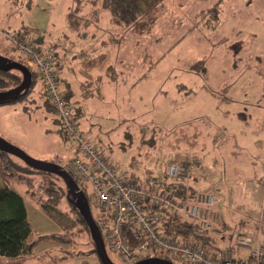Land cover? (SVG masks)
<instances>
[{
  "label": "rangeland",
  "instance_id": "1",
  "mask_svg": "<svg viewBox=\"0 0 264 264\" xmlns=\"http://www.w3.org/2000/svg\"><path fill=\"white\" fill-rule=\"evenodd\" d=\"M163 2L153 31L146 35H125L108 11L100 8L101 0H79L78 12L71 9L74 14L69 23L79 31L104 30L117 37L113 63L123 66L114 83L100 92L102 97L89 101L76 124L111 166L139 184L162 178L170 162L193 163L186 184L195 192L214 195V203L206 208L217 227H224V214L231 217L252 210L260 219L259 207L264 203V0ZM69 5L71 0H0V56L21 59L4 33H22L30 39L40 35L49 43L58 42L61 34H72L73 28L62 15ZM40 90L36 78L24 97L0 103V137L35 159L63 165L73 149L54 108L39 97ZM207 134H212L210 142ZM232 140L238 151L233 156L239 157L234 170L220 160L228 157L223 152L232 150ZM250 163L253 175L248 174ZM25 169L31 185L13 186L24 197L31 227L45 242L34 248L37 257L0 254V264H101L90 251L91 235L70 209L63 179L52 176L48 184L41 174ZM238 185L252 190L236 195ZM44 186L53 189L49 196ZM245 196L250 197V210L243 211L240 205ZM90 210L96 217V208ZM228 220L232 226L227 227L234 228ZM262 227L264 237V223ZM228 245L220 249L227 251ZM106 251L115 264H122L116 253Z\"/></svg>",
  "mask_w": 264,
  "mask_h": 264
},
{
  "label": "built area",
  "instance_id": "2",
  "mask_svg": "<svg viewBox=\"0 0 264 264\" xmlns=\"http://www.w3.org/2000/svg\"><path fill=\"white\" fill-rule=\"evenodd\" d=\"M4 35L14 49L27 55L28 64L38 69L45 98L52 104L58 125L76 152L62 167L85 191L90 209L96 208L93 219L106 250L116 253L122 264H132L155 254L181 264H264V243L249 232L234 230L227 251L211 250L190 235L168 232L166 224L171 217L178 216L192 223L198 232L222 236L223 230L210 222L206 208L214 203V195L192 192L188 197L179 198L159 179L139 184L134 177L120 174L72 120L74 107L65 89L57 83L52 45L35 46L22 33ZM194 167L193 163L170 162L166 175L172 179L187 178ZM241 246L248 248V255L232 256L231 249Z\"/></svg>",
  "mask_w": 264,
  "mask_h": 264
},
{
  "label": "trees",
  "instance_id": "3",
  "mask_svg": "<svg viewBox=\"0 0 264 264\" xmlns=\"http://www.w3.org/2000/svg\"><path fill=\"white\" fill-rule=\"evenodd\" d=\"M78 1L79 0H71V5L69 6L66 15L68 24L72 28H76V27L70 25L69 17L71 16V14H74V12H78V10L77 11L75 10ZM163 5H164L163 0H101L100 8L108 11V15L111 16L110 19L112 20L113 24L118 28H120L123 31V33L125 31L124 33L125 35L126 34L130 35L131 33L136 35H146L149 34L150 31L151 32L153 31V26L160 14ZM79 7L82 6L80 5ZM71 9H74L73 13L72 12L70 13ZM76 15L78 16V13ZM40 40H42L40 37L33 39L29 38V42L35 46H38L39 44L41 46L43 44H50L56 50L54 42L49 43V42H45L44 40L42 41L43 42L42 43ZM14 50L18 52L17 54L21 57L19 61L21 63L26 64L31 72L30 87L37 78L38 81L40 82V85L42 86L41 90L39 91V97L41 96L42 99H44V101L52 105L45 98L44 86H43L44 84L40 74L38 73V69L36 68V66L34 65L32 66L28 64L26 54L19 52L16 49ZM56 52L58 53V51L57 50L55 51V55H56L55 57H57ZM56 62H58L57 58H56ZM56 70H57V83L60 88L64 89L63 86L61 85L60 73L57 66H56ZM21 80H22V74L18 70L15 69H11L9 71L0 70V91L16 86L17 84L20 83ZM29 91L30 88L25 93H18L12 96H8L4 98L0 103L11 102L21 99L26 94H28ZM66 95H67V91H66ZM39 102L42 104V100L40 98H39ZM73 107L74 110L72 114V120L77 121L79 113L78 111H76V106L73 105ZM61 131L63 132L62 129ZM80 132L82 133L81 130ZM75 155L76 152L73 149L72 156ZM183 161L186 160L184 159ZM25 168H28L31 171L41 174L43 179L46 180L48 184L51 183L50 181L52 180V176L62 180L61 177H59L57 174L53 172L38 170L33 167H30L17 156L8 153L6 151L0 150V179L4 183L3 186H0V254L9 257H16L22 254L32 253L34 252L33 249L36 246L45 242L43 236L37 234L31 227V224L27 219L24 197L16 190L15 186H13L19 184H26V186L31 185V181H28L26 178V173L28 172ZM159 180L161 181V183L164 184L166 188L170 189L171 192L179 198L188 197V195L192 194V192H195L190 185L186 184V178H181V177L174 179L168 178L166 175V167L164 169L162 178H160ZM44 188L48 196L50 195V192L53 191V189H51L50 186H44ZM83 192L85 194V191ZM33 201L37 203L36 200ZM70 209L73 210L74 213H76L78 218H80V220L78 221L79 222L81 221L80 223L83 224L82 227L84 228V230H86L87 233L90 234L87 223L85 222L84 218L82 217L78 209L71 202H70ZM166 228L168 232L175 231L177 233H181L184 235H190L198 241L209 243L208 239L210 238V236L208 233L198 232L192 223L186 222L178 216L171 217L170 222L166 224ZM90 241L93 245L90 251L95 252L96 254L94 242L92 239ZM155 256L164 257L161 254H155Z\"/></svg>",
  "mask_w": 264,
  "mask_h": 264
},
{
  "label": "crops",
  "instance_id": "4",
  "mask_svg": "<svg viewBox=\"0 0 264 264\" xmlns=\"http://www.w3.org/2000/svg\"><path fill=\"white\" fill-rule=\"evenodd\" d=\"M69 6H65L64 14H62L64 18H66V20H67L66 15ZM79 30L80 29L73 28L74 32L72 34H67V35L61 34L62 37L58 42H55L53 40L52 41L54 42L55 48L58 51L57 67L60 73L61 85L67 91V97L69 98V100L74 99V102L72 104L76 106V111H78L80 115L86 112V105H88L89 101H92L100 96L102 97L100 92L102 90H105V87L108 83L109 84L114 83L115 78L118 75L119 71L123 70V66H120L119 64H117L116 66V63H113L115 62L114 46H116V44L114 43H115V38L117 37H115L112 34H109L108 33L109 31L105 32L104 30L100 32L95 31L90 34L88 33L84 34L86 31L81 32ZM39 37H41V39L43 40L46 39L40 35ZM122 82L123 81H121V83ZM207 89L210 91V93L212 94L215 93L213 89L211 88H207ZM213 128H216V126H214ZM211 136L212 134L206 135L209 142H210L209 138H211ZM230 144L232 145V150L225 151L226 153H228V155L223 152V154L228 157L220 158V160L224 159L223 161H225L226 165L228 164L233 165L234 167L230 166V169L234 170L235 160L238 159L239 157L233 156L234 154L236 155V153H234L235 151L238 152L234 146V140H232ZM243 153L248 154L246 151H244ZM248 169L252 170V172L248 174L253 175L254 168L251 163L249 164ZM238 186L239 188L236 190L235 193L236 195L239 196H242L244 193H249L252 190L251 187H249V189H244V188L242 189V185H238ZM242 202L243 203L240 205V209L244 208L245 210L243 209V211L250 210V205L248 204L251 202L250 197L245 196ZM244 203H247L245 205L246 207H244ZM218 210L219 209H217V211ZM259 213H260V219L258 218L259 216L257 215V213L253 212L252 210L237 215L239 218H236L237 217L236 215L228 217L226 216V214H224L225 220L223 219V217L221 218L222 220H224L223 223L224 227H221V228H225L222 229L223 232L225 233L224 236H222V238H216L215 235H211L210 233H208L210 236V238L208 239L209 243L206 242L203 243L206 244V246L209 247V249L211 250H217L226 247L232 239L234 230H238V233L249 232L259 241L264 242V237L262 235V228H263L262 226L264 220L261 219V213L264 215V203L261 207H259ZM208 215L210 222H212L217 227V224L213 222V219H215V217L210 216L209 212ZM217 218H219V216H217ZM227 218H229L228 222L233 221L234 228L227 227V226H232L226 223ZM226 230L228 232H225ZM46 250L48 249H44L41 251L47 252ZM248 252H249L248 248L242 246L236 247L230 251L231 255L234 257H246L248 255ZM28 255L31 256L35 255V257H37L36 255L38 254L32 252L26 254V256ZM34 263H36V261H34Z\"/></svg>",
  "mask_w": 264,
  "mask_h": 264
},
{
  "label": "water",
  "instance_id": "5",
  "mask_svg": "<svg viewBox=\"0 0 264 264\" xmlns=\"http://www.w3.org/2000/svg\"><path fill=\"white\" fill-rule=\"evenodd\" d=\"M15 69L21 72L22 80L19 84L6 90L0 91V102L14 94L25 93L31 85V72L28 66L15 59L0 56V70L9 71ZM0 150L11 153L30 167L38 170L53 172L61 177L66 185L70 202L78 209L87 223L89 233L95 245L96 254L102 264H115L108 256L100 231L92 217L91 210L84 192L76 185L68 172L59 163L46 160H38L29 156L24 150L13 145L6 139L0 137ZM132 264H174L171 260L160 256H149L142 258Z\"/></svg>",
  "mask_w": 264,
  "mask_h": 264
}]
</instances>
